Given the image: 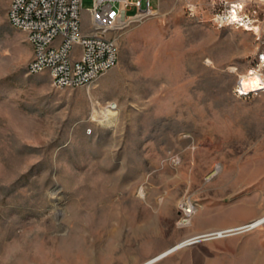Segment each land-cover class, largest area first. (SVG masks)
<instances>
[{"label": "rangeland", "instance_id": "obj_1", "mask_svg": "<svg viewBox=\"0 0 264 264\" xmlns=\"http://www.w3.org/2000/svg\"><path fill=\"white\" fill-rule=\"evenodd\" d=\"M232 2L151 0L153 14L107 33L114 67L59 89L28 73L32 46L0 0V264H139L203 227L204 205L264 212V83L249 81L264 77V2L217 23ZM183 197L197 207L185 226ZM209 241L154 264L218 261Z\"/></svg>", "mask_w": 264, "mask_h": 264}, {"label": "built area", "instance_id": "obj_2", "mask_svg": "<svg viewBox=\"0 0 264 264\" xmlns=\"http://www.w3.org/2000/svg\"><path fill=\"white\" fill-rule=\"evenodd\" d=\"M232 6L230 3L228 10L216 13L217 23L230 22ZM129 7L136 10L129 14ZM81 12L82 0H10L8 21L25 32L32 46L28 73L47 72L51 84L59 89L89 86L117 64L118 44L107 33L125 29L153 14L154 8L151 0H93L88 9L92 28L89 32L83 29ZM261 79L264 83L262 75ZM178 208L179 224H190L196 204L190 197H183ZM253 228L245 224L233 231Z\"/></svg>", "mask_w": 264, "mask_h": 264}, {"label": "crops", "instance_id": "obj_3", "mask_svg": "<svg viewBox=\"0 0 264 264\" xmlns=\"http://www.w3.org/2000/svg\"><path fill=\"white\" fill-rule=\"evenodd\" d=\"M224 169L226 168H223L222 170ZM237 169L240 170V168ZM223 172L224 171H222V173ZM200 213L202 214L203 227L197 228L193 232H201L214 228L239 225L242 223L246 224L259 217L264 212L261 205L251 201L241 200L237 201L234 205H231L229 210L224 211V209H221V211L218 212V215L217 212H213L208 205H204L202 209H200L197 217ZM209 239L211 241L206 243L205 247L209 249L210 253L212 251L216 253L218 252L219 260L216 261L212 259L213 257L206 256L202 264H264V224L258 227L256 225L253 229L238 231L236 233L227 231L223 236ZM217 243L220 245L219 248L216 246ZM185 246L176 249L174 252H177L182 248H192L194 253V246ZM174 252L162 259L171 256ZM191 259L196 263H200L198 259H193L192 256L189 259L188 264L191 262Z\"/></svg>", "mask_w": 264, "mask_h": 264}, {"label": "bare ground", "instance_id": "obj_4", "mask_svg": "<svg viewBox=\"0 0 264 264\" xmlns=\"http://www.w3.org/2000/svg\"><path fill=\"white\" fill-rule=\"evenodd\" d=\"M258 1L264 2V0H258ZM232 3H233V6L229 10V17H230V22H235V21H238L239 19H241V12L243 11V8H244L246 3H245V0H233ZM246 28H249V26H246ZM254 29H257V27H254ZM249 81H250V84L254 85L256 88H260L261 87V85H260L261 84V75L259 73H253L251 75ZM216 167L218 169V166H216ZM213 172H211L208 175V177H210L213 174ZM246 224H251L254 227L256 225H257V227L260 226V225H263L264 224V213L262 215H260L259 217L255 218L254 220L246 223ZM244 225H245V223L244 224L242 223V224H239V225L214 228V229L205 230V231H201V232H192L188 236L183 237L182 239H180L177 242H175L173 245L167 247L163 251H161V252L155 254L154 256L142 261L139 264H154L155 262L159 261L163 257H165V256L171 254L172 252H174L176 249L181 248V247H183L185 245H188V244H192V241L194 239L200 237V236H206L207 238H205V239H209V238H213V237H220V236L225 235V232H227V231L231 232L233 230L241 228ZM114 228H116V227H114ZM141 230H142V227H140V226L136 227V231L137 232H140ZM232 233H236V232L233 231Z\"/></svg>", "mask_w": 264, "mask_h": 264}, {"label": "water", "instance_id": "obj_5", "mask_svg": "<svg viewBox=\"0 0 264 264\" xmlns=\"http://www.w3.org/2000/svg\"><path fill=\"white\" fill-rule=\"evenodd\" d=\"M205 238H207V237H206V236H200V237L194 239V240L192 241V243H195V242H197V241L204 240Z\"/></svg>", "mask_w": 264, "mask_h": 264}]
</instances>
